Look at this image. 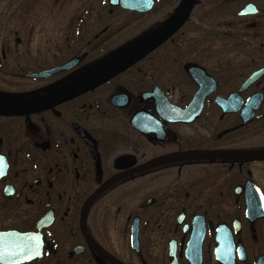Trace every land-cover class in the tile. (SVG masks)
<instances>
[{
  "label": "flooded vegetation",
  "instance_id": "flooded-vegetation-1",
  "mask_svg": "<svg viewBox=\"0 0 264 264\" xmlns=\"http://www.w3.org/2000/svg\"><path fill=\"white\" fill-rule=\"evenodd\" d=\"M6 1L0 264H264V0Z\"/></svg>",
  "mask_w": 264,
  "mask_h": 264
},
{
  "label": "rangeland",
  "instance_id": "rangeland-1",
  "mask_svg": "<svg viewBox=\"0 0 264 264\" xmlns=\"http://www.w3.org/2000/svg\"><path fill=\"white\" fill-rule=\"evenodd\" d=\"M21 3H23V0H19ZM6 0H0V21H1V25L3 26V29L5 31H7L6 29L11 28L12 24L11 23V18L9 16L8 13V8L6 5ZM20 12H18V15L20 16H16L17 20L19 23H21V19L22 16L24 17V15L30 16V21H29V25H33L35 22L37 25H39L38 20L40 19V13H41V1H27L25 3L22 4V7L20 9H17ZM25 10V11H24ZM16 23V22H15ZM37 41H39V37L40 34H35V38H37ZM37 50H34L33 53L34 55L31 56L32 59H39L40 55L38 53H36Z\"/></svg>",
  "mask_w": 264,
  "mask_h": 264
},
{
  "label": "water",
  "instance_id": "water-1",
  "mask_svg": "<svg viewBox=\"0 0 264 264\" xmlns=\"http://www.w3.org/2000/svg\"><path fill=\"white\" fill-rule=\"evenodd\" d=\"M167 36H168V33H163V34L159 35L154 40H152L149 44H147L144 48H142L139 51L133 53L132 55H130L129 57H127L126 59H124L123 61H121L120 63H118L117 65H115L112 68H110L106 72V74L107 75L112 74V73H114V71H116V70H118L120 68H123V67H127L128 65L132 64L136 59L140 58L146 52H148L149 50H151L152 48H154L157 44H159L160 42H162ZM76 61H77V59H74L73 61L65 64L62 67H59V68L54 69L51 72L37 74V75H33V76H37L38 77V76H44V75H47V74L49 75V74H52V73H54L56 71H59L61 69L70 68L71 66H73V64Z\"/></svg>",
  "mask_w": 264,
  "mask_h": 264
}]
</instances>
